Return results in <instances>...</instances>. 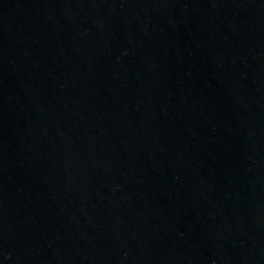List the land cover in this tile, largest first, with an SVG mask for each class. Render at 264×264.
Here are the masks:
<instances>
[{
	"label": "water",
	"instance_id": "water-1",
	"mask_svg": "<svg viewBox=\"0 0 264 264\" xmlns=\"http://www.w3.org/2000/svg\"><path fill=\"white\" fill-rule=\"evenodd\" d=\"M0 264H264V0H0Z\"/></svg>",
	"mask_w": 264,
	"mask_h": 264
}]
</instances>
